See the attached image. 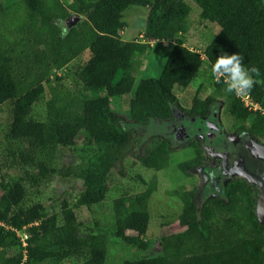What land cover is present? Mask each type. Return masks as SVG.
Returning a JSON list of instances; mask_svg holds the SVG:
<instances>
[{"label":"trees","instance_id":"16d2710c","mask_svg":"<svg viewBox=\"0 0 264 264\" xmlns=\"http://www.w3.org/2000/svg\"><path fill=\"white\" fill-rule=\"evenodd\" d=\"M198 17L217 26L200 52L182 43L190 7L184 0H14L2 6L9 22L0 25V109L7 118L0 143V168L15 170L0 177V264H106V235L85 228L84 218L107 191L106 179L122 160L131 132L112 107L130 93L129 121L164 122L173 107L189 117H204L222 99L231 122L249 123V134L264 133V115L248 109L228 81L244 72L241 83L252 102L264 108V0H192ZM146 8L139 37L123 38V12L128 6ZM74 14V15H71ZM74 23L60 27L59 21ZM151 41L170 45L156 77L134 80V72L151 48ZM86 51L82 62H72ZM217 73L211 93L197 90L185 108L177 92L188 86L203 62ZM61 71V74H58ZM67 80L66 88L62 87ZM47 89L45 117H29L33 102ZM244 128V127H240ZM138 156L153 171L167 166L169 140L153 135ZM89 153L81 167H54L58 154L78 144ZM193 161V160H192ZM186 163L178 164L183 170ZM187 166V165H186ZM57 175L66 192L56 207L46 208L36 198L39 187ZM81 190L72 192V180ZM144 189L121 193L111 202L113 237L145 249L149 232L147 201L155 178ZM222 197H210L196 206L191 190L171 191L180 204L182 227L160 236V251L120 264H264V225L256 217L251 185L227 181ZM71 201H73L71 203ZM96 225V222H93ZM24 230L21 240L18 231Z\"/></svg>","mask_w":264,"mask_h":264},{"label":"rangeland","instance_id":"374dc122","mask_svg":"<svg viewBox=\"0 0 264 264\" xmlns=\"http://www.w3.org/2000/svg\"><path fill=\"white\" fill-rule=\"evenodd\" d=\"M14 0H0L2 6H5L9 2ZM67 0H62L65 3ZM190 7V13L186 19L187 31L182 36V43L188 48L197 50L200 52L202 46L206 43V39H209L217 32L218 27L207 21L200 20L198 17L199 9L192 0H184ZM146 8L140 6H128L124 12L122 20L124 21V29L121 31V37L133 38L137 36V39L142 40L139 37V30L142 29V25L146 16ZM74 15V14H71ZM9 16L7 10L2 12L0 25L7 24L9 22ZM71 19L68 18V22L59 21L61 29L65 28L66 24L71 23ZM151 48L146 54V58L141 61L139 68L134 72L135 82L139 78L156 77L166 59L170 45H162L160 42H152ZM86 51L75 58L72 62H82L86 57ZM58 71V74H61ZM217 78V73L214 71L206 61L203 62L196 75L192 78L190 83L182 91L177 92L178 102L183 107H187L190 104L191 97L197 90L200 97H203L213 90L212 82ZM250 81L248 75L244 72L236 74L228 82L236 87H240L241 83H247ZM68 85L67 80H64L62 87L66 88ZM130 93L119 98H116L112 107L117 110L122 116V125L128 128L131 132L130 143L128 144L125 154L121 161L114 163L109 170V175L106 179L107 191L104 199L91 207V214L85 217L81 214V218H84L85 228H90L93 231H101L105 233L107 245H106V264H120L124 259H134L144 254H154L160 251V236L166 232H176L182 229L177 222V215L180 211V204L177 198L171 194L173 189L183 187L187 190L196 191V188L202 186V179L200 176L201 168L203 164H207V161L211 159L210 151L206 146L201 145L199 139L200 130L192 132L189 126L191 123L183 122V129H179L176 133L174 126H177L175 120L170 121L168 125L165 122L149 121L146 124H135L129 121L128 117V99ZM48 98L47 89L44 88V92L40 94L33 102L29 117L35 120H43L45 117V101ZM216 110L220 109V119L231 123V120L224 115V107L222 99L217 100ZM0 109V143L2 139V131L4 129L5 121L7 118V108L5 104ZM263 109L262 107H260ZM196 123V122H195ZM176 124V125H175ZM245 127L249 126L247 121L243 122ZM198 128L197 126H195ZM189 129V131H188ZM153 135L164 136L169 140L171 151L168 152L167 166L159 171H153L144 168L138 156L143 152V148L151 143V138L155 139ZM81 140H78V144L73 150H65L57 155L54 161V167L60 168L62 164H72L73 168L77 169L82 166L85 161L86 155L89 151L85 146L80 144ZM2 154V151H0ZM193 160V161H192ZM2 159L0 158V162ZM186 163L183 166V170L178 167L179 163ZM16 173L15 170H7L4 167L0 168V177L7 178L9 175ZM140 178L145 182L155 178L156 188L150 194L147 201V208L149 212V232L145 236L147 246L145 249H140L139 246L129 245L123 241L118 240L111 234L112 230V211L111 202L113 198L119 196L121 193H135L144 189V184L141 183ZM72 192L77 193L81 190L80 180L76 177L73 178ZM67 186L61 185L59 178L56 174L49 177L45 184L39 187V193L36 198L32 195L27 202L40 200L46 205V208H54L57 210V200L61 197H69V200H73L72 193L66 192ZM206 191L204 194L209 193L208 188H204L202 191ZM204 196L203 192H201ZM199 197V196H198ZM201 200V196L200 199ZM73 201H71L72 203ZM260 223L264 224V214L259 216ZM96 222V225L93 222ZM17 235L22 240L26 232L24 230L18 231ZM75 260V259H74ZM73 259L64 260L59 264H77Z\"/></svg>","mask_w":264,"mask_h":264},{"label":"flooded vegetation","instance_id":"af4514ba","mask_svg":"<svg viewBox=\"0 0 264 264\" xmlns=\"http://www.w3.org/2000/svg\"><path fill=\"white\" fill-rule=\"evenodd\" d=\"M220 102L219 100V104ZM216 103L218 104V101L213 103L204 117H189L173 107V116L164 122L169 125L172 120L178 121V125L174 126L177 134L179 129L184 128L183 122L191 123L190 130H200V143L210 151L211 159L207 164L199 166L203 185L192 192L196 206H200L202 201L212 196L222 197L223 186L227 181L241 179L251 185L253 211L259 220V216L264 214V133L251 135L247 130L249 126L245 127L243 123L222 121L220 109L217 108V111L215 108ZM241 126L244 128H240ZM204 188L210 190L208 194H204ZM200 196L201 200H198Z\"/></svg>","mask_w":264,"mask_h":264},{"label":"built area","instance_id":"2783aa9c","mask_svg":"<svg viewBox=\"0 0 264 264\" xmlns=\"http://www.w3.org/2000/svg\"><path fill=\"white\" fill-rule=\"evenodd\" d=\"M235 89L237 96L240 98L244 106H246L248 109L257 110L260 113L264 114V108L261 109L258 104L252 102V100L245 91L241 90L239 86Z\"/></svg>","mask_w":264,"mask_h":264},{"label":"water","instance_id":"95a60500","mask_svg":"<svg viewBox=\"0 0 264 264\" xmlns=\"http://www.w3.org/2000/svg\"><path fill=\"white\" fill-rule=\"evenodd\" d=\"M69 18L72 20L71 23H74L76 20V17H73V16H70ZM263 179H264V176H263ZM263 204H264V201H263Z\"/></svg>","mask_w":264,"mask_h":264},{"label":"crops","instance_id":"0c3cea01","mask_svg":"<svg viewBox=\"0 0 264 264\" xmlns=\"http://www.w3.org/2000/svg\"><path fill=\"white\" fill-rule=\"evenodd\" d=\"M152 42H154V41H151L150 43H152ZM162 45L167 46V42H162Z\"/></svg>","mask_w":264,"mask_h":264},{"label":"clouds","instance_id":"9594fccd","mask_svg":"<svg viewBox=\"0 0 264 264\" xmlns=\"http://www.w3.org/2000/svg\"><path fill=\"white\" fill-rule=\"evenodd\" d=\"M235 88V87H234ZM264 115V114H263Z\"/></svg>","mask_w":264,"mask_h":264}]
</instances>
